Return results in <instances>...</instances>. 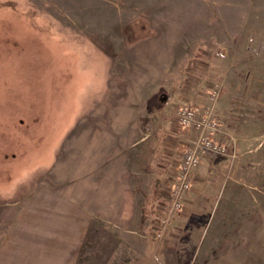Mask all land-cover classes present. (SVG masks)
I'll return each mask as SVG.
<instances>
[{"label": "rangeland", "instance_id": "obj_1", "mask_svg": "<svg viewBox=\"0 0 264 264\" xmlns=\"http://www.w3.org/2000/svg\"><path fill=\"white\" fill-rule=\"evenodd\" d=\"M0 264H264V0H0Z\"/></svg>", "mask_w": 264, "mask_h": 264}, {"label": "built area", "instance_id": "obj_2", "mask_svg": "<svg viewBox=\"0 0 264 264\" xmlns=\"http://www.w3.org/2000/svg\"><path fill=\"white\" fill-rule=\"evenodd\" d=\"M213 95L217 97V91H214ZM176 120L180 127L194 129L196 137L191 144L185 145L182 151L179 177L176 185L170 190V216L183 209L184 193L191 189V175L204 157L202 155H224L228 150L219 140L222 132L220 119L212 107L202 110L195 105H182L177 109Z\"/></svg>", "mask_w": 264, "mask_h": 264}, {"label": "trees", "instance_id": "obj_3", "mask_svg": "<svg viewBox=\"0 0 264 264\" xmlns=\"http://www.w3.org/2000/svg\"><path fill=\"white\" fill-rule=\"evenodd\" d=\"M160 197L162 198L161 208L166 210V211H169L170 206H171L170 192L167 189L161 190L160 191Z\"/></svg>", "mask_w": 264, "mask_h": 264}, {"label": "crops", "instance_id": "obj_4", "mask_svg": "<svg viewBox=\"0 0 264 264\" xmlns=\"http://www.w3.org/2000/svg\"><path fill=\"white\" fill-rule=\"evenodd\" d=\"M77 234H78V233H77ZM64 235H66V234H64ZM78 235H79V234H78ZM78 235H77V236H78ZM61 238H62V235H61ZM73 238H76V236H75V237L72 236V239H73ZM67 243H68V242H65V243H64V242H61V243H60V247H58L59 249H61V251H62L63 253H65L64 248H65V246L67 245ZM76 243H77V240H75V244H76ZM53 250H54V249H53ZM56 252H57V248L55 249V253H56Z\"/></svg>", "mask_w": 264, "mask_h": 264}]
</instances>
